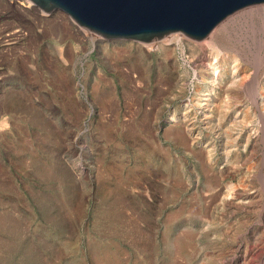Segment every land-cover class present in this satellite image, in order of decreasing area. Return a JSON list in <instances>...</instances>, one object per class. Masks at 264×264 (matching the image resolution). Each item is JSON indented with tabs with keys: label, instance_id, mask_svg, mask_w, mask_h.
<instances>
[{
	"label": "rangeland",
	"instance_id": "obj_1",
	"mask_svg": "<svg viewBox=\"0 0 264 264\" xmlns=\"http://www.w3.org/2000/svg\"><path fill=\"white\" fill-rule=\"evenodd\" d=\"M262 7L223 22L246 58L217 48L240 83L259 68L257 87ZM207 39L105 41L0 0V264H264L258 112L245 94L235 112L183 111L214 86Z\"/></svg>",
	"mask_w": 264,
	"mask_h": 264
},
{
	"label": "water",
	"instance_id": "obj_2",
	"mask_svg": "<svg viewBox=\"0 0 264 264\" xmlns=\"http://www.w3.org/2000/svg\"><path fill=\"white\" fill-rule=\"evenodd\" d=\"M43 13L60 12L107 41L150 43L170 34L203 41L228 17L264 0H26Z\"/></svg>",
	"mask_w": 264,
	"mask_h": 264
},
{
	"label": "bare ground",
	"instance_id": "obj_3",
	"mask_svg": "<svg viewBox=\"0 0 264 264\" xmlns=\"http://www.w3.org/2000/svg\"><path fill=\"white\" fill-rule=\"evenodd\" d=\"M258 6H262V5H258ZM253 7H257V6L248 7L246 9H250V8H253ZM246 9H243V10H246ZM262 9L264 10V7H262ZM25 10H27V9H25ZM243 10H240V11H243ZM240 11H238V12H240ZM235 14H233V15H235ZM227 19H225V20H227ZM230 21H233V19L228 20L225 23L221 22L223 24L220 23L221 24V25L219 24L220 26L219 25L216 26L212 30V32L204 39V40H206L209 37L205 43H206V45H207V47L209 49L215 50V56H214V58H215L214 60L215 61H214L213 64H210V66L208 67V70L210 72L209 74L211 75V77H208V78H209V80L211 78V80L207 82L210 85L212 84L214 86H212L210 88L207 87V86L199 87L195 91V94H196L195 100L197 102L200 101V100L205 101L206 102V103H204L205 105L196 104L195 100H193V103L191 102V104L189 103L188 106H184L183 107V111L186 112V113H190V112H195V110L199 109L201 111V112H199V110H198L199 114L200 113L203 114V111L206 112V108H207L208 109L207 112H209V111L212 112L214 109H216L220 113L221 110H223L225 108L224 109L225 112H229V111H231V112L234 111L235 112L236 111V109H235L236 108L235 107V104H236L235 100L238 99L239 95L245 94L246 98L251 102V105L258 112V116H259L260 122L262 123V125L264 127V85L257 87L258 83H259L260 76H261V72L258 71L259 68H257V70L255 69L253 77L251 78V80L248 83L245 84V83H240V80L237 79L238 78L237 67H236V65L234 63V62H236V60L234 62L233 61L231 62V59L234 60L235 57H233L232 55L229 56V55L224 54V55H222L223 59L220 58L221 61L219 60V64H218V57H219V53L217 51L218 47H220V48H222V47H226V48L233 47V48L236 49V50L234 49L236 51V53L240 54L241 58H246V56H247L248 48H245L244 45L235 43V40L234 41L232 40L233 38L232 39H228V41L224 40V34L225 33L229 34L227 32V30H228L227 29V24L230 23ZM78 28H80V27H78ZM80 29H82V28H80ZM82 30H84V29H82ZM87 32H89V31H87ZM89 33H91V32H89ZM91 34H93V33H91ZM171 35H175V34H170L168 36H171ZM178 35H180V34H178ZM168 36H165L162 39H164V38H166ZM254 38H256V37H254ZM162 39H160V40H162ZM160 40H157V41H160ZM182 40L183 39L181 38L178 41L182 42ZM105 41H107V40H105ZM232 41L234 43H232ZM153 42H156V41H153ZM153 42H150V43H153ZM136 43H138V42H136ZM150 43H141V44H150ZM229 62L233 63V68L232 69L235 70L233 72L234 76L231 79V81H229V82L227 81L229 84L224 83V86H222L221 85L222 81H220V79H221L220 77H223V74L225 75L226 68L224 66L227 63H229ZM230 88H231V90L233 89L235 91H231ZM216 90L219 91V94H217ZM225 92L227 94L231 93L232 95L228 96L227 98L225 97V98L221 99V97H219V96L222 95ZM257 97H258V99H257ZM214 101L215 102L218 101L220 103L224 102L226 105H224V106H223V104H221V105L217 104L216 105ZM227 103L230 104V105L232 104L233 106L232 107H228ZM212 121L213 120L208 116L205 119V123L204 124L205 125H209V124H211ZM229 130L232 131L233 127L232 128L229 127ZM230 138H229V136L225 137V141H228ZM178 140H183L182 136L178 137ZM226 192H229L231 194L233 192L232 187H230V186L226 187Z\"/></svg>",
	"mask_w": 264,
	"mask_h": 264
}]
</instances>
